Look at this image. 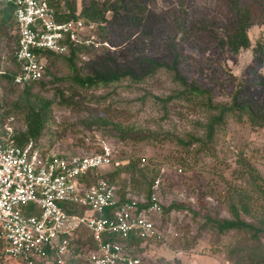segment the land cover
Here are the masks:
<instances>
[{"label":"rangeland","instance_id":"374dc122","mask_svg":"<svg viewBox=\"0 0 264 264\" xmlns=\"http://www.w3.org/2000/svg\"><path fill=\"white\" fill-rule=\"evenodd\" d=\"M179 1L149 0L148 11L157 15L159 22L164 20L166 26L158 30L154 28L153 33L149 31L137 43L131 41L114 47L104 42L94 27L84 33L95 40V44L85 45L88 50L76 55L75 63L80 75L99 67L101 60H104V65H110L111 61L107 59L113 57L117 67L132 70L137 81L126 77L109 88L86 92L74 87L85 99L83 107L71 111L53 103L51 122L37 144L41 149H52L63 155L91 154L106 147L112 151L111 164L102 173L113 171L115 166L125 164L132 158L142 159L140 166L153 169L154 174L159 176L158 191L162 207L168 209L172 203H176L184 208L166 213L162 211L157 221L160 237L141 245L142 251L138 253L141 264H218L217 258H211L208 254L213 246L209 234L200 235L193 249L184 248L198 237L199 226L206 215L218 214L221 219L228 217L223 199L229 190L241 184L238 180L244 170L241 161H248L264 178V129H253L246 121L243 124L230 121L225 126L226 130L217 133L213 142L206 143L204 147V133L195 123L207 122L209 113L205 108L190 111V105L173 100L167 105L168 115H164L162 103L155 98L165 99L180 87L173 78L174 72L156 68L153 63L171 66L175 48L179 53L177 75L187 84H202L207 88L212 93L213 104L229 105L235 92L241 89L243 103L264 111V91L256 87L259 78L264 76V22L248 30L250 49L234 56L225 46L219 30L193 33L186 39L177 36L172 21L179 12ZM77 3L81 5V0H77ZM221 4L220 0H185L184 3L190 18L198 15L194 9L197 8L199 14L205 13L211 20L223 12ZM3 6L2 17L8 18L10 10L7 5ZM11 41L14 38L11 37ZM4 44V41L0 44V70L11 73L10 64L5 62L11 57V52ZM13 44H10L12 48ZM256 44L263 49L260 60L253 52ZM68 53L58 56L67 57ZM62 57L44 56L47 66L42 80L44 86H32V96L57 102L59 90L66 96L72 94L73 90L69 89L71 82L65 79L70 78L71 73ZM59 79L64 81H57ZM24 88L1 79L0 107L4 104L9 108L8 104L16 101ZM12 116L10 126L14 130H24L22 115L12 113ZM99 116L118 123L121 128L149 130L160 136L168 133L182 140L185 146L177 142L121 141L111 134L110 129L81 125L83 121L96 122ZM192 137L200 138L201 144L187 147ZM114 183L118 191L129 187L137 192L129 184V176L125 173L116 177ZM220 260L221 264H227L222 256ZM0 264L21 263L0 259Z\"/></svg>","mask_w":264,"mask_h":264},{"label":"trees","instance_id":"16d2710c","mask_svg":"<svg viewBox=\"0 0 264 264\" xmlns=\"http://www.w3.org/2000/svg\"><path fill=\"white\" fill-rule=\"evenodd\" d=\"M149 0H81V5L77 0H52L50 5L56 12V18L59 21H69L71 19L81 20L85 26L92 25L97 30L104 42H109L114 47H121L129 42H139V40L149 31L153 33L155 29H160L161 26H166L164 20L158 21L157 15H152L148 9ZM222 1L223 12L214 19H209V15L205 13L190 18V13L185 8V0L179 1V12L173 16L172 24L176 27V35L181 36V39H186L193 33H203L205 31L215 32L221 31L224 44L231 54L238 56L243 50L250 49V41L248 30L257 24L264 22V0H220ZM9 8V17L3 18L2 12L5 9L0 3V44L4 41V47L11 52V57L8 61L15 65L14 61V45L17 40L15 34V24L12 17V8ZM193 13V12H192ZM110 14V17L108 16ZM200 15V16H199ZM192 17V14H191ZM156 18V19H155ZM155 28V29H154ZM221 29V30H220ZM189 33V34H188ZM14 41H11V37ZM104 36V38H103ZM86 38L88 36H84ZM115 38V39H114ZM14 43V44H13ZM10 44H13L10 46ZM2 48V47H1ZM0 48V49H1ZM88 50L84 45H69V53L67 57L58 56L53 53H45L46 57H62L70 70L71 77L65 78L71 82L70 90H73L69 96L64 95L63 91L59 90L57 102L54 100H46L38 95L32 96L31 88L36 84L44 86L42 81L28 82L23 88L22 95L12 102L7 108L4 104L0 107V124L7 118L12 116V113L21 114L24 120V130L14 131V145L23 146L29 142L34 143L37 147L38 141L43 137L47 125L51 122L50 109L53 103L59 107L74 111L83 107L84 98L79 94L74 87L83 91L96 90L97 88H109L120 83L126 77L137 79L134 72L130 69H119L112 58L110 65H104V60L99 61V67L94 68L88 74L80 75L76 68V55ZM174 61L171 66L164 63H153L156 68H164L167 71L174 72L175 80L179 83V89L174 94L167 96L165 99L155 98L160 101L163 106L164 115H168L169 105L173 100L181 101L190 105V111H198L205 108L209 113L207 122L195 123L197 128H200L203 133V139L206 143H212L214 137L219 132H224L225 126L230 121L236 124H243L245 121L253 129H264V111L254 109L249 104L243 103L241 89L237 90L233 95L229 105L213 104V96L209 90L202 84H187L183 78L177 75L178 55L176 49H173ZM253 52L257 53V58L261 59L263 53L262 47L256 44ZM156 70L155 68H153ZM152 75L153 73H149ZM8 80L13 84V74L4 72L0 74V80ZM57 81H64L59 79ZM14 85V84H13ZM15 86V85H14ZM256 87L264 91V76L259 78ZM202 98L201 100H197ZM81 125L86 128L96 126L97 128L110 129L115 138L123 141L130 140L139 143L141 141H158L162 142H177L184 145L183 141L165 133L163 136L157 135L151 131H141L132 128H121L120 125L111 120H107L102 116L96 119V122H81ZM200 138H190L186 146L201 144ZM39 149L43 152L47 149ZM144 160V159H143ZM142 159L132 158L125 164H118L113 171H107L106 167L101 168L96 174L90 175L87 179L88 184L95 183L99 177H109L111 184H114V179L120 174L125 173L129 176L132 188L136 191L128 190L136 193H144L150 196L151 187L158 179V174H154L153 169L141 167ZM243 172L238 176L241 181L240 186L233 187L229 190L223 199L227 218H219L218 214L213 216L206 215L203 218L202 224L199 226L198 237L189 245L186 244L184 250L193 249L200 235H211L212 245L208 254L211 258H217L220 263L222 256L227 264H264V178L261 174L246 160L241 161ZM180 170V169H179ZM181 171V170H180ZM126 182V181H125ZM125 187L118 191L124 200L125 193L128 191ZM59 206L69 214H83L84 209L76 203L61 202ZM182 204L172 203L168 209H161L164 213L171 210H183ZM29 207L25 211H29ZM105 217L109 216V212L105 213ZM195 217L198 214H194ZM110 241H118V236L110 235ZM135 247L137 253H141L140 247L143 243L154 242L155 238L146 240L140 239L132 235L128 240ZM95 248L92 236L88 230L80 228L74 236L69 238V254L67 256V264H89L87 256L90 251ZM0 259H4L0 257ZM46 261H38L35 264H45ZM52 264V263H47Z\"/></svg>","mask_w":264,"mask_h":264},{"label":"built area","instance_id":"2783aa9c","mask_svg":"<svg viewBox=\"0 0 264 264\" xmlns=\"http://www.w3.org/2000/svg\"><path fill=\"white\" fill-rule=\"evenodd\" d=\"M51 1L0 0L12 8L15 65L5 62L17 87L43 80L45 53L62 55L69 45L95 44L84 37L92 25L85 26L79 19L57 20ZM11 121L12 117L0 124V257L21 264H67L69 238L84 228L95 246L87 256L89 264H141L128 240L132 235L145 242L160 237L159 181L152 185L150 196L128 190L123 200L108 176L91 185L87 181L111 164L108 148L63 155L52 149L43 152L32 142L16 146ZM61 202L76 203L84 213H66ZM110 235L118 236V241H110Z\"/></svg>","mask_w":264,"mask_h":264}]
</instances>
